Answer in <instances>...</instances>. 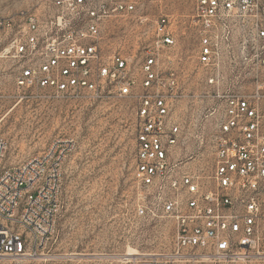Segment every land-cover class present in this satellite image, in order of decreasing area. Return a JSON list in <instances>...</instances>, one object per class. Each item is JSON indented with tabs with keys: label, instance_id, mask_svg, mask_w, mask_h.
<instances>
[{
	"label": "built area",
	"instance_id": "2783aa9c",
	"mask_svg": "<svg viewBox=\"0 0 264 264\" xmlns=\"http://www.w3.org/2000/svg\"><path fill=\"white\" fill-rule=\"evenodd\" d=\"M22 15V14H20ZM141 0H33L25 17H0V43L15 82L48 96L101 97L108 86L136 100L134 213L155 207L171 225L169 246L142 264H247L264 258V0H192L199 64L217 106L207 167L174 158L182 93L173 61L172 16L159 9L139 68L104 50L105 25L141 19ZM23 59V63H19ZM54 138L0 170V258L45 255L61 211L62 165L74 147ZM6 144L0 140V164Z\"/></svg>",
	"mask_w": 264,
	"mask_h": 264
},
{
	"label": "rangeland",
	"instance_id": "374dc122",
	"mask_svg": "<svg viewBox=\"0 0 264 264\" xmlns=\"http://www.w3.org/2000/svg\"><path fill=\"white\" fill-rule=\"evenodd\" d=\"M32 3L0 0V17L24 18ZM141 7V19L106 23L104 50L127 56L131 72L136 73L138 52L155 15L163 9L173 17L176 45L168 68L178 76L183 96L173 112L182 130L174 158L207 167L217 104L196 60L192 0H141ZM8 51L7 41L0 43V140L6 144L0 170L43 151L54 138L71 137L75 144L62 165V207L45 255L3 257L0 264H142L147 254L166 250L169 221L152 204L145 214L134 213V96H120L108 86L97 98L56 97L31 84L17 85V63ZM247 264H264V258Z\"/></svg>",
	"mask_w": 264,
	"mask_h": 264
},
{
	"label": "bare ground",
	"instance_id": "6f19581e",
	"mask_svg": "<svg viewBox=\"0 0 264 264\" xmlns=\"http://www.w3.org/2000/svg\"><path fill=\"white\" fill-rule=\"evenodd\" d=\"M147 255H150V254H147Z\"/></svg>",
	"mask_w": 264,
	"mask_h": 264
}]
</instances>
